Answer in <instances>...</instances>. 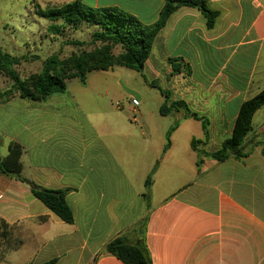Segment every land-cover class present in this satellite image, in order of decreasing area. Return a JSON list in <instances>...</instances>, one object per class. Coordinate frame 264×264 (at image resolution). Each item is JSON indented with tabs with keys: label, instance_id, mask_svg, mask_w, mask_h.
Segmentation results:
<instances>
[{
	"label": "crops",
	"instance_id": "0c3cea01",
	"mask_svg": "<svg viewBox=\"0 0 264 264\" xmlns=\"http://www.w3.org/2000/svg\"><path fill=\"white\" fill-rule=\"evenodd\" d=\"M75 1L119 9L145 25L163 6V0ZM207 7L218 13L212 29L196 8L171 14L143 67L144 76L165 80L169 60H180L181 73L161 90L207 119L206 136L184 110L160 115L163 97L153 118L140 104L129 107L140 125L76 97L85 88L42 102L14 96L0 103V156L9 142L20 144L21 175L66 190L73 217L63 222L27 185L0 173V264H123L102 253L117 237L143 240L151 264H264V105L252 117L241 157H202L197 165V152L218 150L242 103L264 90V0H208Z\"/></svg>",
	"mask_w": 264,
	"mask_h": 264
},
{
	"label": "trees",
	"instance_id": "16d2710c",
	"mask_svg": "<svg viewBox=\"0 0 264 264\" xmlns=\"http://www.w3.org/2000/svg\"><path fill=\"white\" fill-rule=\"evenodd\" d=\"M208 0H163V6L155 23L145 25L135 17L116 8L86 9L77 1L62 6L59 9L50 10L46 17L51 21H61L69 27L78 28L85 24L94 27L97 31L92 35V41H99L102 47L92 53L72 54L68 58L60 60L55 56L48 57L42 64L41 71L21 80L14 67L19 64V59L0 50V72H3L14 86V92L5 95L0 93V103L14 96L22 99L42 102L48 97L63 94L66 90V82L78 79L84 84L85 74L91 71H107L115 66L133 69L143 75V67L148 59L153 41L159 31L165 26L167 20L180 7L198 9L205 19L207 29H212L218 16L216 11L207 7ZM53 33L59 29L51 28ZM73 43V42H72ZM71 44V43H70ZM73 43L72 45H79ZM118 49L113 54L112 50ZM169 60L171 72L181 73L176 62ZM185 75H189L190 69L184 64ZM144 77V75H143ZM153 86V84L151 83ZM155 87V86H154ZM164 97V102L159 108L160 115H166L172 111L184 110L185 117L200 121L204 135L207 134V119L191 112L183 100L169 101L168 93L156 87ZM264 105V90L256 96L242 103L230 137L225 140L220 148L212 153L197 152L200 158L207 157L222 162L229 156L241 157L240 146L247 133L251 130V121L254 113ZM177 127L174 123L166 133V146L169 145V135ZM194 148V142L192 143ZM23 147L16 142H9L7 154L0 156V173L11 176L27 185L31 194L39 200L50 212L67 224L73 221L72 213L65 201L66 190H51L38 186L33 181L21 175ZM264 154V149L262 150ZM149 175L145 180V192L143 197L148 199L150 186ZM103 254L114 256L123 264H151L149 252L145 242L138 241L135 244L127 243L122 237H117L105 245ZM43 264H55V260Z\"/></svg>",
	"mask_w": 264,
	"mask_h": 264
},
{
	"label": "rangeland",
	"instance_id": "374dc122",
	"mask_svg": "<svg viewBox=\"0 0 264 264\" xmlns=\"http://www.w3.org/2000/svg\"><path fill=\"white\" fill-rule=\"evenodd\" d=\"M73 1L0 0V50L20 60L14 70L21 80L38 74L43 62L50 56L63 60L72 54L92 53L102 47L99 41H92V35L97 31L94 27L83 24L75 29L46 17L50 10L59 9ZM53 26L59 32L53 33ZM72 42L80 44L72 45ZM112 52L116 55L118 49L114 48ZM171 75L176 74L171 72L165 80L153 81L136 70L115 66L107 71L86 73L84 84L78 79L68 80L66 89L74 95L77 89H88L85 96L76 97L88 104L102 105L107 112H120L119 118L125 122L134 124L135 121L136 125H140L141 117L128 111L131 100H136L144 114H152L153 118L163 97L156 87L165 90ZM105 90H109V94L101 96L100 93ZM14 91L12 82L0 72V93L9 95ZM117 106H121L122 110L118 111ZM165 121L169 123V119H165L164 125Z\"/></svg>",
	"mask_w": 264,
	"mask_h": 264
},
{
	"label": "built area",
	"instance_id": "2783aa9c",
	"mask_svg": "<svg viewBox=\"0 0 264 264\" xmlns=\"http://www.w3.org/2000/svg\"><path fill=\"white\" fill-rule=\"evenodd\" d=\"M131 105L136 108L138 107L139 103L136 100H131Z\"/></svg>",
	"mask_w": 264,
	"mask_h": 264
}]
</instances>
